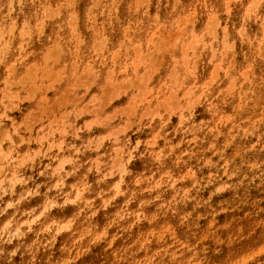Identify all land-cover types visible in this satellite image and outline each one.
Segmentation results:
<instances>
[{
    "label": "rangeland",
    "instance_id": "374dc122",
    "mask_svg": "<svg viewBox=\"0 0 264 264\" xmlns=\"http://www.w3.org/2000/svg\"><path fill=\"white\" fill-rule=\"evenodd\" d=\"M0 264H264V0H0Z\"/></svg>",
    "mask_w": 264,
    "mask_h": 264
}]
</instances>
